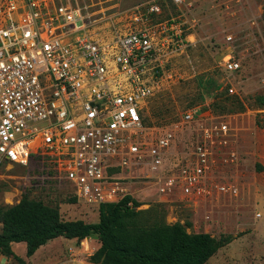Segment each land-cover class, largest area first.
<instances>
[{"label":"built area","instance_id":"2783aa9c","mask_svg":"<svg viewBox=\"0 0 264 264\" xmlns=\"http://www.w3.org/2000/svg\"><path fill=\"white\" fill-rule=\"evenodd\" d=\"M159 13L154 0L136 6L139 23L104 39L88 33L69 3L0 0V172L13 164L47 170L96 210L128 193L121 173L132 169L189 204L235 194L220 169L233 131L224 115L201 107L164 126L144 121L154 77L190 44L182 23L156 20ZM223 67L241 64L227 55Z\"/></svg>","mask_w":264,"mask_h":264},{"label":"rangeland","instance_id":"374dc122","mask_svg":"<svg viewBox=\"0 0 264 264\" xmlns=\"http://www.w3.org/2000/svg\"><path fill=\"white\" fill-rule=\"evenodd\" d=\"M55 1L79 8L88 33L106 39L114 32L134 28L139 23L132 18L136 6H147L153 0ZM154 1L160 6L154 18H176L189 34L190 44L171 56L154 77L156 92L147 102L144 121L164 126L179 120L185 110L201 107L224 115L233 131L220 169L236 186V193L189 204L180 200L178 191L160 194L157 177L137 169L121 173L125 176L122 186L126 194L141 202L137 209L161 204L163 216L155 215L154 221L189 222L188 232H207L216 238L231 235L232 240L204 264H264V128L255 124V114L264 113V103L259 106L255 100L256 96L264 99V0ZM227 55L240 62V69H224ZM237 99L243 103V110L228 111ZM182 146L179 141L175 149ZM46 171L17 164L1 170L0 206L15 204L27 195L57 206L65 220L97 221L96 206L72 200L65 183L48 179ZM98 246L95 235L83 241L60 236L49 240L32 257L26 256L21 245H13L12 250L26 264H93L88 256ZM69 247L74 260H69ZM6 259L8 264H18L11 256Z\"/></svg>","mask_w":264,"mask_h":264},{"label":"trees","instance_id":"16d2710c","mask_svg":"<svg viewBox=\"0 0 264 264\" xmlns=\"http://www.w3.org/2000/svg\"><path fill=\"white\" fill-rule=\"evenodd\" d=\"M255 100L259 106L264 103L262 96ZM243 108L237 99L227 110L239 112ZM255 124L264 128V113L255 114ZM256 168L262 170L259 164ZM140 204L125 194L117 202L101 203L97 221L85 222L65 220L57 206L24 195L13 205L0 206V251L18 264H26L13 252L12 242H25L29 257L58 236L84 239L95 235L99 246L88 256L93 264H204L232 240L229 234L216 238L207 232H188L189 222L180 225L154 221L155 215L163 216L161 204L137 209Z\"/></svg>","mask_w":264,"mask_h":264},{"label":"crops","instance_id":"0c3cea01","mask_svg":"<svg viewBox=\"0 0 264 264\" xmlns=\"http://www.w3.org/2000/svg\"><path fill=\"white\" fill-rule=\"evenodd\" d=\"M59 238H60V236H58ZM55 239V238H54ZM56 239H57V237H56ZM85 239H88V237H86V238H84V239H81L82 241L83 240H85ZM71 241H76L77 239L76 238H71L70 239ZM13 245H21L22 246V249H23V252H24V250L26 251V248L24 249V247H26V244H25V242H12L11 243V247L13 248ZM45 246V244L44 245H42V246H40L34 253H33V255H35V253L36 252H38L40 249H42L43 247ZM33 255H31V256H29V257H32ZM206 263V262H205Z\"/></svg>","mask_w":264,"mask_h":264}]
</instances>
